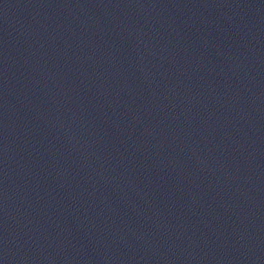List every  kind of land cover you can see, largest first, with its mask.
Segmentation results:
<instances>
[{"label": "water", "instance_id": "water-1", "mask_svg": "<svg viewBox=\"0 0 264 264\" xmlns=\"http://www.w3.org/2000/svg\"><path fill=\"white\" fill-rule=\"evenodd\" d=\"M0 264H264V0H0Z\"/></svg>", "mask_w": 264, "mask_h": 264}]
</instances>
